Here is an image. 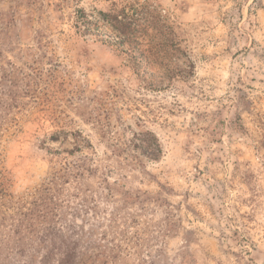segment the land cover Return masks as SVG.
I'll return each mask as SVG.
<instances>
[{"label": "rangeland", "instance_id": "rangeland-1", "mask_svg": "<svg viewBox=\"0 0 264 264\" xmlns=\"http://www.w3.org/2000/svg\"><path fill=\"white\" fill-rule=\"evenodd\" d=\"M126 1L0 0V264H264V0Z\"/></svg>", "mask_w": 264, "mask_h": 264}, {"label": "trees", "instance_id": "trees-1", "mask_svg": "<svg viewBox=\"0 0 264 264\" xmlns=\"http://www.w3.org/2000/svg\"><path fill=\"white\" fill-rule=\"evenodd\" d=\"M100 15L105 24L110 27L111 39L106 40L99 37L98 40L116 48L121 47L120 50L125 53L134 51L135 44L139 40L138 43L141 44L149 30L159 31L156 22L152 23L151 21V14L138 0H127L124 4L121 3L118 7H114L112 11H100ZM73 21L78 30L83 31L85 29L89 31L91 26H97L96 22L99 19H94L92 25L86 14L81 9H77ZM159 21L161 22V20ZM162 26L160 25V28Z\"/></svg>", "mask_w": 264, "mask_h": 264}]
</instances>
